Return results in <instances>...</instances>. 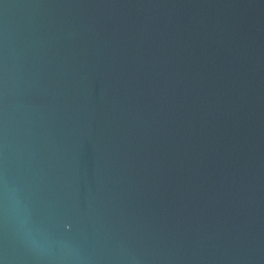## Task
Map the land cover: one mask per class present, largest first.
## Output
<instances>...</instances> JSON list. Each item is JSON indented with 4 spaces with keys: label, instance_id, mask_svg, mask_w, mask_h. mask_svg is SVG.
<instances>
[{
    "label": "water",
    "instance_id": "obj_1",
    "mask_svg": "<svg viewBox=\"0 0 264 264\" xmlns=\"http://www.w3.org/2000/svg\"><path fill=\"white\" fill-rule=\"evenodd\" d=\"M0 264H264V0H0Z\"/></svg>",
    "mask_w": 264,
    "mask_h": 264
}]
</instances>
